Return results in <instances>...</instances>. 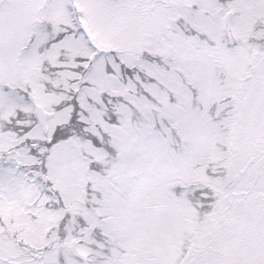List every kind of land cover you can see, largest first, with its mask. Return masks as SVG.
Returning a JSON list of instances; mask_svg holds the SVG:
<instances>
[{"label":"snow or ice","instance_id":"6c2138e0","mask_svg":"<svg viewBox=\"0 0 264 264\" xmlns=\"http://www.w3.org/2000/svg\"><path fill=\"white\" fill-rule=\"evenodd\" d=\"M0 264H264V0H0Z\"/></svg>","mask_w":264,"mask_h":264}]
</instances>
